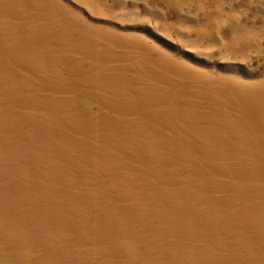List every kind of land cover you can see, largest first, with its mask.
<instances>
[{
    "label": "rangeland",
    "instance_id": "1",
    "mask_svg": "<svg viewBox=\"0 0 264 264\" xmlns=\"http://www.w3.org/2000/svg\"><path fill=\"white\" fill-rule=\"evenodd\" d=\"M0 264H264V0H0Z\"/></svg>",
    "mask_w": 264,
    "mask_h": 264
},
{
    "label": "clouds",
    "instance_id": "2",
    "mask_svg": "<svg viewBox=\"0 0 264 264\" xmlns=\"http://www.w3.org/2000/svg\"><path fill=\"white\" fill-rule=\"evenodd\" d=\"M242 18V17H241Z\"/></svg>",
    "mask_w": 264,
    "mask_h": 264
}]
</instances>
